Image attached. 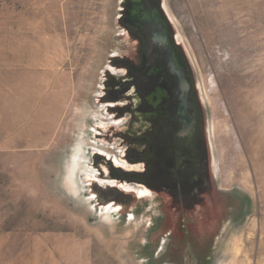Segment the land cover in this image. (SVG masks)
<instances>
[{
	"label": "rangeland",
	"instance_id": "obj_1",
	"mask_svg": "<svg viewBox=\"0 0 264 264\" xmlns=\"http://www.w3.org/2000/svg\"><path fill=\"white\" fill-rule=\"evenodd\" d=\"M163 1L193 67L215 186L232 197L206 264H264V0ZM120 7L0 0V264L162 263L155 195L119 197V219L95 212L82 173L85 194L66 181L90 127L108 121L98 99L128 50Z\"/></svg>",
	"mask_w": 264,
	"mask_h": 264
},
{
	"label": "flooded vegetation",
	"instance_id": "obj_2",
	"mask_svg": "<svg viewBox=\"0 0 264 264\" xmlns=\"http://www.w3.org/2000/svg\"><path fill=\"white\" fill-rule=\"evenodd\" d=\"M120 8L118 24L128 42V50L123 56L111 57L103 95L98 99L108 121L94 122L90 127L93 143L88 149L83 146L79 149L76 176L82 173V185L89 184L87 189L89 195L96 196L93 203L97 210L105 208L114 196L132 197L126 194L132 191L114 192L107 187L115 184L110 181L127 180L147 186L143 195L138 194V200L151 195L160 200L158 244L161 240L168 241L160 264H188L189 261L206 264L232 197L220 194L215 186L206 116L199 104L189 60L165 15L163 0H121ZM164 23L169 50L155 46V37L158 31H163ZM166 55L172 57L165 58ZM174 66L183 67L190 83L188 108L182 112L178 111L176 102V79L169 73ZM158 69L160 74L155 79L152 70ZM157 90H165L166 97L160 99L159 105L148 106L147 96ZM133 94L143 99L142 109H135ZM97 152L103 157L96 155ZM116 165L121 169H115ZM76 179L79 196L84 191ZM95 187L101 193L108 192L102 199L104 204H99L102 201ZM127 187L131 186L124 185L123 189ZM233 201L239 211L244 209L243 198L235 197ZM123 212L122 206L113 204L100 213L110 217L116 214L121 219ZM131 214L126 212L125 221L134 219Z\"/></svg>",
	"mask_w": 264,
	"mask_h": 264
},
{
	"label": "water",
	"instance_id": "obj_3",
	"mask_svg": "<svg viewBox=\"0 0 264 264\" xmlns=\"http://www.w3.org/2000/svg\"><path fill=\"white\" fill-rule=\"evenodd\" d=\"M163 10H164V12H165V15H166V17H167V19H168V21H169V23L172 25V27H173V24H172V21H171V19H170V17H169V14H168V12H167V8H166V5H165V3H164V1H163ZM174 29V28H173ZM176 40H177V42H179V44L182 46V43L180 42V40H179V37L177 36V34H176ZM155 46H157L158 48L160 47V48H163V49H168L169 50V45H168V32H167V27H166V25H165V23H164V29H163V31H158V35H156V37H155ZM182 48H183V46H182ZM184 49V48H183ZM184 52H185V54H186V51H185V49H184ZM167 53V52H166ZM165 53V54H166ZM172 53V52H171ZM186 56H187V58H188V55L186 54ZM170 58V57H172V56H168V55H166V57L165 58ZM188 60H189V58H188ZM189 63H190V60H189ZM190 67H191V70H192V73H193V67H192V65H191V63H190ZM166 70L167 69H165L164 70V73H166ZM152 72L154 73L153 74V76H154V78L156 79L157 78V76L160 74V71H159V69L158 70H152ZM169 73L170 74H173V76H174V78L176 79V81H175V83H174V85H175V96H176V102H177V104H178V111H180V112H182L183 111V109L184 108H188V94H189V91H190V83H189V80L187 79V76H186V74H185V71H184V69H183V67H179V68H177V67H171V69L169 70ZM193 79H194V82H195V88H196V91H197V96H198V99H199V104L201 105V107H202V109L204 110V108H203V105H202V101H201V98H200V96H199V92H198V88H197V85H196V81H195V77H194V74H193ZM164 97H166V92H165V90H157L155 93H152L151 94V96H147V98H146V101H147V103H148V106H151V105H153L154 107L156 106V105H159V103H160V99H164ZM131 99L133 100V103H134V105H135V109H142V105H143V99H141L139 96H134V94H133V97H131ZM144 99H145V96H144ZM145 101V102H146ZM205 119H206V117H205ZM100 129H103L104 127H101V126H98ZM108 129V128H107ZM206 136H207V140H208V146H209V148H210V155H211V142H210V139H209V134H208V131H207V122H206ZM88 149V148H87ZM99 150V149H98ZM88 152H89V150H88ZM87 152V153H88ZM96 155H98V156H100V157H103V155L102 154H100L99 152H97V153H95ZM88 155V154H87ZM211 161H212V158H211ZM212 163V162H211ZM89 167H90V169H92V167L89 165ZM114 168L115 169H121L120 167H118L117 165L116 166H114ZM212 169H213V175H214V173H215V168L214 167H212ZM100 172H102V174L103 175H106V173H105V171H100ZM122 173H124V174H130L129 172H127V171H122ZM138 174H140L141 176L143 175V173H138ZM81 179H82V176H81ZM112 180H117V179H114V178H112ZM85 181V180H84ZM110 182H115V184H113V185H111V184H107V187H109V188H111L114 192H116V190H118V191H120V192H122L123 193V191H125L124 189H123V186L124 185H127V186H132L133 188H134V190L132 191V192H130V193H127L126 192V194H131L132 196H135V197H137V200H138V192H141L142 191V189H145V190H148V187L147 186H145V185H143V184H141V183H139V182H129V181H127V180H123V181H120V180H118V181H110ZM89 184H86V187L88 186ZM94 189V188H93ZM99 193L100 194V198H101V201H102V203L99 201V199H98V201H99V204H104L103 203V198H106V194H108V192H105V193H101L100 191H99V189H98V187L96 188L95 187V193ZM85 194V193H84ZM118 194V193H117ZM116 195V194H115ZM111 196V195H110ZM122 196V195H121ZM87 197H89V198H91V199H95L96 198V196L94 195V194H92V195H88ZM93 197V198H92ZM110 198H112V197H110ZM112 202H106L108 205H106V207L105 208H102V209H100L99 210V213L101 212V210H105L106 208H108V207H110V206H113V204L115 205H117V206H122L123 207V204H122V202H121V200L119 199V198H117V197H115L114 196V198H112ZM111 201V200H110ZM95 212L97 213L98 212V210H95ZM102 216L104 215V214H101ZM133 214H131V216H132ZM113 217H117L116 216V214H114L113 215Z\"/></svg>",
	"mask_w": 264,
	"mask_h": 264
},
{
	"label": "bare ground",
	"instance_id": "obj_4",
	"mask_svg": "<svg viewBox=\"0 0 264 264\" xmlns=\"http://www.w3.org/2000/svg\"><path fill=\"white\" fill-rule=\"evenodd\" d=\"M76 161H77V159H76ZM76 161H74V164L71 165V166L67 169L66 181H67V184H68L69 186L72 187L71 189H73V187H76V184H75V181H74V178L76 177V172H77V170H78V169H77V163H78V162H76ZM124 190H126V191H133L134 188L131 186V187H127V188H125ZM144 193H145V190H144V189H142L141 192H138V194H141V195H143ZM132 220H134V219L131 218L130 221H132Z\"/></svg>",
	"mask_w": 264,
	"mask_h": 264
}]
</instances>
